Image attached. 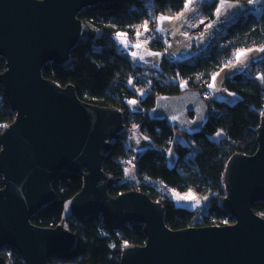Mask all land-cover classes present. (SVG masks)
<instances>
[{"label": "water", "instance_id": "95a60500", "mask_svg": "<svg viewBox=\"0 0 264 264\" xmlns=\"http://www.w3.org/2000/svg\"><path fill=\"white\" fill-rule=\"evenodd\" d=\"M113 1L0 0V87L15 114L0 132V250L12 248L23 264H49L75 249L74 232L31 222L58 199L51 183L67 172L80 175L82 185L63 203V220L101 214L115 227L142 226L144 243L124 245L119 264H264V217L253 210L264 203V115L255 152H235L226 162L219 208L231 223L171 229L161 202L145 192L109 194L115 178L103 162L126 132L122 111L80 99L71 83L59 85L42 68H70L74 47L102 37L79 12ZM148 118L192 136L204 128L209 106L198 90L160 94ZM0 264H7L1 254Z\"/></svg>", "mask_w": 264, "mask_h": 264}, {"label": "trees", "instance_id": "16d2710c", "mask_svg": "<svg viewBox=\"0 0 264 264\" xmlns=\"http://www.w3.org/2000/svg\"><path fill=\"white\" fill-rule=\"evenodd\" d=\"M239 3V13L227 20L196 54L180 60H164L160 82L153 81L139 100L140 110L130 111L126 103L133 96L128 80L143 77L148 67L134 65L120 52L114 35L125 32L132 37L142 31L141 25L148 21L153 27L154 16L159 13L173 14L184 7L185 0H115L98 3L83 8L78 16L94 24L102 37L92 42L77 45L71 51L70 68H62L47 63L42 75L61 86L71 83L77 96L99 106L123 108V123L128 128L135 124L153 142L136 157L134 178L123 180L109 189L110 195L126 190H140L150 198L161 202L164 207V222L171 229L188 226L225 224L233 218L224 213L219 204L225 196L223 174L228 158L235 152L253 154L257 148L256 129L264 113V53L245 66L244 72H237L225 80V87L239 94L233 103L208 101L209 118L204 128L192 136L180 135L182 140L173 142L175 129H170L162 121L148 118V111L154 99L160 94H178L185 90L203 93L211 75L222 61L236 50L264 43V3L259 8L248 6L249 0H229ZM218 0L201 3L204 18L214 17ZM161 43H151L159 47ZM4 60L0 58V72ZM155 71V70H153ZM205 79L202 81V79ZM183 83V84H182ZM15 114L4 98L0 87V132L14 120ZM222 131L219 139L213 135ZM125 133V132H124ZM124 133L114 143L103 162V170L113 178L123 179V166L132 153L124 139ZM159 148L167 153L162 154ZM176 154L173 164L167 163L168 150ZM82 177L62 172L51 183L58 196L35 215L31 222L41 227L62 225L77 237L75 249L56 257L71 264H119L122 247L127 244L141 245L145 236L141 225L112 226L105 216L92 214L63 220V203L78 192ZM1 186V177H0ZM187 190L210 195L206 210L178 205L171 198V190ZM254 211H264V203L253 206ZM213 219V221H211ZM11 264H23L19 255L10 247Z\"/></svg>", "mask_w": 264, "mask_h": 264}, {"label": "rangeland", "instance_id": "374dc122", "mask_svg": "<svg viewBox=\"0 0 264 264\" xmlns=\"http://www.w3.org/2000/svg\"><path fill=\"white\" fill-rule=\"evenodd\" d=\"M149 2V0H147ZM207 0H192L189 11H184V7L173 14L162 13L159 12L154 16L153 27L149 22L147 23V28H153L161 33L163 36V42L161 46L155 47L152 46L149 39L145 37L144 33V23L141 25L142 27V35L137 37L136 33L130 37L127 35V40L129 41L128 45L125 46L116 38L114 35L117 44L120 47V52L122 55L128 57L130 61L134 65H141L150 68L151 70H143L141 74L143 77L137 79V76L128 80V86L134 93L133 96L127 99L126 103L128 105V109L130 111H138L140 110L139 100L144 96L146 90L150 86L153 81L160 82L161 74L159 71L161 70L164 60H180L188 58L194 54H196L199 50L203 49L206 44L209 42L210 38L220 31V29L226 24L227 20L230 18H234L239 11L241 10V5L234 1L218 0L217 6H221V11L219 15L215 14L214 17L210 20L205 19L207 21L204 25L201 23L202 18L204 17L203 11L200 8L201 3ZM264 3V0H253L252 3H248V6H253L254 8H259ZM184 12V15L179 19L175 20H164L162 22H158L157 18L160 16H177L179 13ZM210 25V27H208ZM137 32V31H136ZM125 33V32H120ZM144 41H147L144 44ZM141 43L143 47L141 49H135L132 47L135 43ZM264 47V43L256 46H252L249 48H242L239 50L253 49V51L247 52L246 55L241 56L240 61L237 62L235 57V52H233L228 59L222 61L221 67L214 72L209 82L206 85V90L202 93V96L206 98L208 101L213 99L219 101H225L227 103H233L240 98L239 94L227 89L225 87V80L227 77L237 73L244 72L245 66L252 60H256L261 57L264 51H257L256 49H260ZM135 51L138 53L136 57H133L131 53ZM148 52L151 53H159V55H149ZM143 55V59H140L139 56ZM155 70V71H153ZM218 75H215L217 74ZM215 75V80H213V76ZM205 79L203 78L202 81ZM183 84V83H182ZM210 84H214V87H209ZM136 101L134 104L129 103V101ZM123 115V108L120 109ZM134 126V125H133ZM130 127L124 133V139L126 143L131 148L132 153L138 157L143 151L147 148L153 147L152 140L145 135L139 128L138 124H135L134 127ZM217 133H220L217 135ZM213 135L214 139H219L223 133L222 131H218ZM182 136L179 132L174 133L173 142H177L182 140ZM176 158V154L172 149L168 150L167 154V163L173 164ZM128 171H125V179H129V176H133L135 167L128 162ZM191 194L190 199H178L177 197H185ZM210 195L206 192L201 191L199 194H195L191 190H187L185 192H179L175 189L171 190V198L174 203L186 207L196 208L199 211L203 212L206 210V204L209 200ZM199 200V203H197ZM259 216L262 215L257 212ZM213 221V219L211 220ZM221 222L227 224L231 223L230 221L223 219ZM217 224V223H216ZM10 252L4 247L0 250V254L5 258L7 264H11L10 261ZM49 264H71L70 262L64 261L59 257H51L48 261Z\"/></svg>", "mask_w": 264, "mask_h": 264}, {"label": "snow or ice", "instance_id": "6c2138e0", "mask_svg": "<svg viewBox=\"0 0 264 264\" xmlns=\"http://www.w3.org/2000/svg\"><path fill=\"white\" fill-rule=\"evenodd\" d=\"M221 2L223 3V0H221ZM252 2H253V0H249V3H252ZM191 3H192V0H185V3H184V11H189L190 10ZM220 11H221V6L218 5L217 8H216V14L219 15ZM183 15H184V12H181L177 16H172V17H169V16H160V17L157 18V21L158 22H162L164 20H175V19H179ZM147 23H148L147 21L144 22V31L145 32L149 31V29L147 28ZM201 23H203V21H201ZM208 27H210V25H208ZM115 35H116V38L120 41V43H122L125 46L128 45L129 41L127 40V34L126 33L117 32ZM141 35H142V33L140 31H137L136 32V36L137 37H139ZM146 43H147V41H144V44H146ZM132 47L135 48V49H141L143 47V45L138 42V43L133 44ZM256 50L257 51H264V47H262L260 49H256ZM250 51H253V49L237 50L236 53H235V57H236L237 62L240 61L241 56L246 55L247 52H250ZM147 54H149V55H159V53H151V52H148ZM131 55L133 57H136L138 55V53L135 52V51H133L131 53ZM139 58L140 59H143L144 57L141 54L139 56ZM215 75H218V73L215 74ZM215 75L213 76V80H215ZM129 83H131V80H129ZM209 87H214V84H210ZM135 102L136 101H134V100L129 101V103H133V104ZM262 114H264V113H262ZM173 119H175V117H173ZM133 127L135 128L136 126L134 125ZM219 134L220 133H217V135H219ZM125 171L127 172L128 169H126ZM177 198L178 199H190L192 197H191V194H189L188 196H185V197H179L178 196ZM197 203H199V200H197ZM124 244L126 245L127 242L125 241Z\"/></svg>", "mask_w": 264, "mask_h": 264}, {"label": "built area", "instance_id": "2783aa9c", "mask_svg": "<svg viewBox=\"0 0 264 264\" xmlns=\"http://www.w3.org/2000/svg\"><path fill=\"white\" fill-rule=\"evenodd\" d=\"M145 37L149 39L150 43H154V44H157V43H161L163 42V36L158 33L157 31H155L153 28H150L149 31L145 32L144 33ZM160 152L164 155H166L167 151L164 149V148H159ZM128 162H131V164L135 167L136 165V156L131 153L127 159H126V162L123 166V171H124V174H125V170L127 169V167L129 166L128 165ZM123 180H128V179H121V178H115V184H118L120 182H122ZM114 184V185H115ZM256 213L259 212L260 215H262V217H264V211H255Z\"/></svg>", "mask_w": 264, "mask_h": 264}, {"label": "crops", "instance_id": "0c3cea01", "mask_svg": "<svg viewBox=\"0 0 264 264\" xmlns=\"http://www.w3.org/2000/svg\"><path fill=\"white\" fill-rule=\"evenodd\" d=\"M203 20L205 21V18H204V17L202 18L201 21H203ZM204 21H203V22H204ZM205 22H206V21H205ZM154 30H155V29H154ZM155 31H157V30H155ZM157 32L160 33L159 31H157ZM160 34H161V33H160ZM134 174H135V172H134ZM132 178H133V176H131V177L129 176V179H132Z\"/></svg>", "mask_w": 264, "mask_h": 264}]
</instances>
